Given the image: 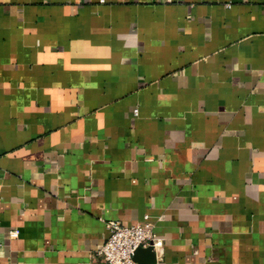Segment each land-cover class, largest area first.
Returning <instances> with one entry per match:
<instances>
[{
  "label": "crops",
  "instance_id": "1",
  "mask_svg": "<svg viewBox=\"0 0 264 264\" xmlns=\"http://www.w3.org/2000/svg\"><path fill=\"white\" fill-rule=\"evenodd\" d=\"M145 216L140 264H264V0H0V264Z\"/></svg>",
  "mask_w": 264,
  "mask_h": 264
},
{
  "label": "built area",
  "instance_id": "2",
  "mask_svg": "<svg viewBox=\"0 0 264 264\" xmlns=\"http://www.w3.org/2000/svg\"><path fill=\"white\" fill-rule=\"evenodd\" d=\"M106 226L109 231L108 238L95 252L96 258L102 261L110 264H140L135 259L139 248L151 247L157 253L163 249L164 238L155 232L154 223L149 216L131 225L112 219L106 222ZM11 232L19 233L17 229Z\"/></svg>",
  "mask_w": 264,
  "mask_h": 264
},
{
  "label": "water",
  "instance_id": "3",
  "mask_svg": "<svg viewBox=\"0 0 264 264\" xmlns=\"http://www.w3.org/2000/svg\"><path fill=\"white\" fill-rule=\"evenodd\" d=\"M141 250H142V247L139 248V249L136 251V253H135V257H136L137 254H139V252H141ZM148 250L150 251V250H152V248H151V247H148V248L146 249V251H148ZM149 251H148V252H149Z\"/></svg>",
  "mask_w": 264,
  "mask_h": 264
}]
</instances>
